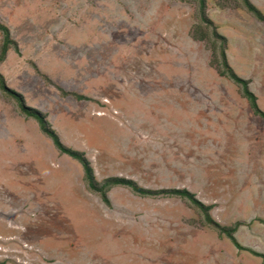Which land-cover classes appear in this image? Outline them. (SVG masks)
<instances>
[{"label":"rangeland","instance_id":"rangeland-1","mask_svg":"<svg viewBox=\"0 0 264 264\" xmlns=\"http://www.w3.org/2000/svg\"><path fill=\"white\" fill-rule=\"evenodd\" d=\"M249 1L264 15V0ZM219 3L206 0V15L264 113V23ZM198 15L196 0H0L19 51L0 74L97 182L185 189L219 225L240 223L235 240L264 256V120L192 40ZM107 198L0 91L1 264H264L178 198L123 187Z\"/></svg>","mask_w":264,"mask_h":264},{"label":"trees","instance_id":"trees-1","mask_svg":"<svg viewBox=\"0 0 264 264\" xmlns=\"http://www.w3.org/2000/svg\"><path fill=\"white\" fill-rule=\"evenodd\" d=\"M181 2H186L187 0H177ZM198 5V19L199 23L193 26L190 30L189 35L192 40L197 42H202L205 44L206 48L211 52V58L209 64L216 73L223 78L230 80L232 83L240 88L241 96L247 101L252 113L264 120V113L258 108L256 103V97L248 88V81L237 76L233 69L229 66L226 55L225 46L226 40L224 37L218 34L216 27L213 25L212 21L206 15V0H196ZM219 3L220 8L233 7V8H243L247 13L254 17L258 22L264 23V15L249 1V0H221ZM233 2L234 5H231ZM12 49L16 54H19L17 43L11 39L8 28L0 22V64L5 60L7 52ZM36 73L42 77L47 83L50 81L38 71ZM60 95L67 96L70 95L74 99L88 100L82 95L75 93H68L60 88H57ZM0 91L9 97H13L18 101L19 112L26 118L34 119L39 127L40 132L50 139L53 147L56 149L59 155H65L76 162H78L83 171V181L86 189L101 199L105 205H109L107 198V193L110 189L114 187H123L130 190L134 195L145 198H178L185 202L187 205L195 209L201 215V225L206 226L214 230L219 237H225L228 239L238 250H247L250 254L254 256L261 257L264 259L263 255L256 253L252 250L243 248L234 238V233L240 226V223H235L231 227L221 226L216 221H214L209 211L210 206L205 205L195 199L194 195L185 189H163V190H148L139 187L133 181L121 177H111L107 178L102 182H97L92 168L85 158L84 154L65 147L59 140L56 133L52 130L50 124L47 122L44 114L36 109L27 107L23 98L20 94L6 87L3 77L0 74ZM1 264V263H0Z\"/></svg>","mask_w":264,"mask_h":264}]
</instances>
